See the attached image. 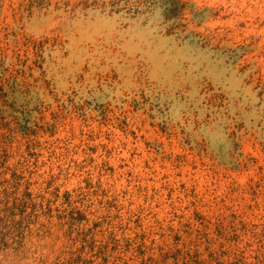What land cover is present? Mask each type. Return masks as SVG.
Listing matches in <instances>:
<instances>
[{"label":"rangeland","instance_id":"obj_1","mask_svg":"<svg viewBox=\"0 0 264 264\" xmlns=\"http://www.w3.org/2000/svg\"><path fill=\"white\" fill-rule=\"evenodd\" d=\"M0 220V264H264V0H0Z\"/></svg>","mask_w":264,"mask_h":264},{"label":"trees","instance_id":"obj_2","mask_svg":"<svg viewBox=\"0 0 264 264\" xmlns=\"http://www.w3.org/2000/svg\"><path fill=\"white\" fill-rule=\"evenodd\" d=\"M30 194L26 192V194L23 195V198L19 200L17 203L16 201L18 199L14 200V203L12 204L11 207H5L2 209L3 213H8V215L14 216L15 211L18 210L20 212V215L24 212V209L27 207L30 201ZM1 221V220H0ZM88 232V231H87ZM85 235V234H84ZM117 241V240H116ZM115 241V242H116ZM78 260V259H77ZM151 260V259H150ZM75 261V260H74ZM74 261H71L70 263H73ZM157 264V263H156Z\"/></svg>","mask_w":264,"mask_h":264}]
</instances>
